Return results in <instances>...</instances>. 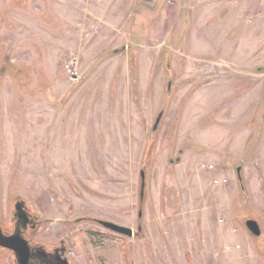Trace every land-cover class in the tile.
<instances>
[{
  "label": "rangeland",
  "instance_id": "obj_1",
  "mask_svg": "<svg viewBox=\"0 0 264 264\" xmlns=\"http://www.w3.org/2000/svg\"><path fill=\"white\" fill-rule=\"evenodd\" d=\"M30 1L0 0L3 208L13 189L44 213L72 264H264V68L246 66L264 19L231 72L193 58L210 52L190 47L187 0H115L92 21Z\"/></svg>",
  "mask_w": 264,
  "mask_h": 264
},
{
  "label": "crops",
  "instance_id": "obj_2",
  "mask_svg": "<svg viewBox=\"0 0 264 264\" xmlns=\"http://www.w3.org/2000/svg\"><path fill=\"white\" fill-rule=\"evenodd\" d=\"M152 1L157 2V5H165L166 2V0ZM174 1L172 0V4ZM30 2L42 7L45 3L44 0ZM130 4L131 0L127 5ZM73 5L79 16L87 17L89 21L93 20L90 19L89 13L93 14L94 10L112 13L116 9L115 0H66L59 8H62L66 14L72 11ZM187 6L189 16L187 36L189 43L191 42L190 47L192 46L194 50L198 47L200 50L196 52H210V57L201 58L195 55L193 58L211 61L218 67L227 68L226 71L248 72L238 69L234 59L238 58V44L245 37L248 27L252 30L250 43L258 41L257 37L262 27L258 24V20L264 19V0H187ZM120 33L123 35L122 30ZM246 66L247 69L260 70L264 68V62L252 57L248 58Z\"/></svg>",
  "mask_w": 264,
  "mask_h": 264
},
{
  "label": "flooded vegetation",
  "instance_id": "obj_3",
  "mask_svg": "<svg viewBox=\"0 0 264 264\" xmlns=\"http://www.w3.org/2000/svg\"><path fill=\"white\" fill-rule=\"evenodd\" d=\"M139 1L147 2L150 0ZM151 2L154 1L151 0ZM176 161L178 162L177 159ZM1 186L0 179V233L3 238L12 239V245L17 250L0 246V264H64L63 260H66L68 264H72L67 259L68 248L64 241L58 239L57 243H51L53 233L46 226L45 214L37 211L29 202L21 199L13 189H10L9 193L6 194L7 196H4L7 197L4 209ZM138 217L140 216L138 215ZM247 220L252 219H246L243 223L244 227ZM21 243H24L25 246L23 247Z\"/></svg>",
  "mask_w": 264,
  "mask_h": 264
},
{
  "label": "water",
  "instance_id": "obj_4",
  "mask_svg": "<svg viewBox=\"0 0 264 264\" xmlns=\"http://www.w3.org/2000/svg\"><path fill=\"white\" fill-rule=\"evenodd\" d=\"M162 114H163L162 111H160L158 113L157 117L155 118L154 124H153L152 129H151L152 132H154L157 129L158 124L161 120ZM239 172H240V169L237 168L236 173H237L238 179H240ZM139 176H140V180H141L140 197H142V195H143V179H144L143 172H140ZM94 222L97 223L98 225H100L101 227H103L104 229H106L109 232H112L114 234H117V235H120L123 237H127V238H130L133 235L132 230L127 228V227H124V226H121V225H118V224H115L112 222L103 221V220H94ZM245 227L251 236H253V237H259L260 236V234H261L260 228H259L257 222H255L254 220H247L245 222ZM21 245L23 247L25 246L24 243H21ZM0 246L4 247V248L11 249V250H15V251L17 250L12 245V239L3 238L1 233H0ZM63 263L68 264L66 260H63Z\"/></svg>",
  "mask_w": 264,
  "mask_h": 264
},
{
  "label": "built area",
  "instance_id": "obj_5",
  "mask_svg": "<svg viewBox=\"0 0 264 264\" xmlns=\"http://www.w3.org/2000/svg\"><path fill=\"white\" fill-rule=\"evenodd\" d=\"M65 69L67 72H70V66L69 65L65 64Z\"/></svg>",
  "mask_w": 264,
  "mask_h": 264
}]
</instances>
